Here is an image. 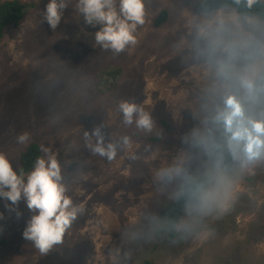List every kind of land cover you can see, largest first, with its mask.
I'll use <instances>...</instances> for the list:
<instances>
[{
  "label": "rangeland",
  "instance_id": "rangeland-1",
  "mask_svg": "<svg viewBox=\"0 0 264 264\" xmlns=\"http://www.w3.org/2000/svg\"><path fill=\"white\" fill-rule=\"evenodd\" d=\"M27 1L38 5L0 42V152L15 167L31 142L50 149L65 162L67 194L84 211L63 242L41 254L23 237L32 215L24 201L3 199L0 264H264V158L249 162L242 145L234 174H218L187 208L181 237L158 247L153 238L162 208L212 165L209 134L223 124L227 100L264 119V23L227 10L199 15V0H145L137 43L115 53L94 46L99 26L77 20L71 6L53 30L43 20L49 0ZM162 9L167 18L156 25ZM106 63L124 74L101 96L92 85ZM120 100L150 111L153 130L124 126ZM97 126L106 140L130 137L111 161L86 146L84 131ZM25 132L28 142L18 143Z\"/></svg>",
  "mask_w": 264,
  "mask_h": 264
},
{
  "label": "clouds",
  "instance_id": "clouds-1",
  "mask_svg": "<svg viewBox=\"0 0 264 264\" xmlns=\"http://www.w3.org/2000/svg\"><path fill=\"white\" fill-rule=\"evenodd\" d=\"M253 2L247 0L248 6L251 7ZM69 6L74 9L77 20L82 19L84 24L93 28L99 26L94 33V46L115 53L137 43V28L146 20L145 0H75L74 5L72 0H49L43 11L44 22L53 30L57 29ZM247 87L251 90L253 85L248 83ZM117 111L124 126L134 125L144 132H151L154 128L153 114L142 104L120 100ZM220 119L226 126L230 141L242 145L249 162L264 158V119L245 116L244 109L234 98L227 100L226 110ZM29 138V133L25 132L17 137V141L26 144ZM84 139L92 154L109 161L116 158L121 146L130 143L128 136L106 140L101 126L91 132L84 131ZM41 151L44 155L37 157L28 173L22 168H14L13 159L0 152V199L12 206L24 201L32 215L26 223L23 237L31 241L41 254H47L63 242L66 232L84 209L67 194L65 162L44 146H41ZM227 210L225 208L223 212Z\"/></svg>",
  "mask_w": 264,
  "mask_h": 264
},
{
  "label": "trees",
  "instance_id": "trees-1",
  "mask_svg": "<svg viewBox=\"0 0 264 264\" xmlns=\"http://www.w3.org/2000/svg\"><path fill=\"white\" fill-rule=\"evenodd\" d=\"M36 2L27 0H0V42L10 28H18L31 10L37 7ZM195 12L199 15L217 10H227L237 13L242 18H253L264 23V0H254L251 7L247 0H199L195 4ZM167 10H161L155 17L156 25H161L167 18ZM124 68L122 65L106 63L97 71L93 82V90L99 95L113 93L121 83ZM248 114V113H247ZM251 117L250 115H245ZM252 118V117H251ZM165 129L170 131L169 123L162 121ZM150 142L162 141L161 135H137ZM209 146L214 151V161L198 178L187 183L184 191L159 212L154 229V239L158 247L166 239L177 240L182 235L179 228L187 208L193 202L199 201L202 196L217 183V175L232 176L235 172L236 159L240 146L230 141L225 124L212 129L209 134ZM44 155L41 145L31 142L19 155L18 163L14 167L22 168L25 173L32 170L37 157ZM3 199H0V202ZM4 244V240H2ZM140 264H155L154 258H146Z\"/></svg>",
  "mask_w": 264,
  "mask_h": 264
}]
</instances>
